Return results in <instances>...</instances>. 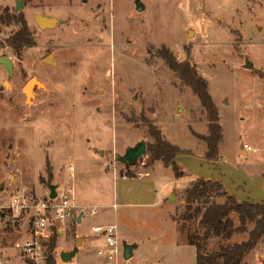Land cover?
Returning a JSON list of instances; mask_svg holds the SVG:
<instances>
[{
    "label": "rangeland",
    "instance_id": "rangeland-1",
    "mask_svg": "<svg viewBox=\"0 0 264 264\" xmlns=\"http://www.w3.org/2000/svg\"><path fill=\"white\" fill-rule=\"evenodd\" d=\"M16 1L0 0V15H20L32 44L15 54L7 38L20 24L0 22V57L13 64L8 76L0 63V264H29L15 243L29 237L32 210L24 206L15 213V207L49 197L50 185L77 203L62 230L53 228L44 241L47 251L55 239L54 263L59 252L76 246L75 237L88 236L91 242L72 260L102 264L91 230L100 221L97 225H117V264H195L187 230L196 229V222L180 217L188 185L180 193L182 202H167L169 190L182 186L172 183L178 178L171 167L161 162L142 181L111 177L149 170L148 153L134 166H125L122 156L129 146L152 142L151 123L181 149L175 161L192 176L228 179L245 195L257 188L262 166L256 156L264 154V0H21L19 11ZM35 14L61 22L39 28ZM49 54L50 63L43 60ZM163 54L189 64L206 81L218 108L221 159L206 158L203 140L192 134L206 132L207 120ZM31 77L42 86L26 98L22 87ZM244 144L261 150L250 151L246 159L238 154ZM138 189H145L153 203L133 205L121 215L123 202L138 201ZM82 212L85 219L76 230ZM231 217L237 225L236 215ZM252 226L248 222L247 229ZM246 238L247 232L227 240L211 237L204 247L208 252ZM123 244L135 245L128 259ZM242 264H264V239Z\"/></svg>",
    "mask_w": 264,
    "mask_h": 264
},
{
    "label": "trees",
    "instance_id": "trees-1",
    "mask_svg": "<svg viewBox=\"0 0 264 264\" xmlns=\"http://www.w3.org/2000/svg\"><path fill=\"white\" fill-rule=\"evenodd\" d=\"M5 21H15L20 24L19 28L7 38L9 47L18 54L22 48L32 44L31 32L20 15L15 16L5 12L0 15V22ZM162 56L168 67L178 74L198 98L207 120L208 131L206 135H197L193 130L191 132L205 142V157L217 158L222 130L218 108L209 94L206 81L197 76L194 68L189 64L175 62L166 54ZM147 132L152 138V142L145 143V154L148 153L147 164L152 165L155 160H161L165 166L171 167L176 178L181 177L183 171L175 161L181 149L165 140L161 131L151 123L147 124ZM51 171V166L46 160V173L49 176ZM217 198L223 200L217 201ZM183 202L181 219L184 222H196V229L187 230V243L195 247V264H242L244 256L259 240L264 239V201H238L219 181L198 177L185 188ZM232 213L237 217V225L233 222ZM248 222L253 223L250 229H247ZM243 232H247V238L241 242L220 243L214 250L208 252L205 250L204 242L211 237L227 240L233 234ZM54 247L55 239L51 238L47 244L49 264H54L52 255Z\"/></svg>",
    "mask_w": 264,
    "mask_h": 264
},
{
    "label": "built area",
    "instance_id": "built-area-1",
    "mask_svg": "<svg viewBox=\"0 0 264 264\" xmlns=\"http://www.w3.org/2000/svg\"><path fill=\"white\" fill-rule=\"evenodd\" d=\"M243 148L247 152L254 151L247 144H244ZM70 169L72 170V167ZM24 206H30L32 210V230L28 238L22 242H16L15 246L20 249L29 264H48L44 241L51 236L54 229L62 230L75 204L66 192L58 193L54 198L38 199L31 205H16L14 212L18 213ZM91 212H95V207L91 209ZM91 230L101 239V245L97 247L96 254L101 258L102 264H117L115 258L120 250V242L116 225H93ZM54 264H74V261L72 258L67 261L58 258Z\"/></svg>",
    "mask_w": 264,
    "mask_h": 264
},
{
    "label": "crops",
    "instance_id": "crops-1",
    "mask_svg": "<svg viewBox=\"0 0 264 264\" xmlns=\"http://www.w3.org/2000/svg\"><path fill=\"white\" fill-rule=\"evenodd\" d=\"M207 130V129H206ZM208 131V130H207ZM207 131L206 132H201V134H207ZM222 140V139H221ZM220 140V142H221ZM204 142V141H203ZM219 142V144H220ZM137 144V143H136ZM205 144V142H204ZM129 147H132V146H129ZM204 149L206 150V145L204 147ZM256 149L255 151L257 152H260V148L259 147H256L254 148ZM264 153V151H263ZM238 154L243 156L244 158L248 159L250 157L249 155V152H247L243 147H240L238 149ZM222 157V154L219 152L218 154V158L215 159V160H219L221 159ZM176 158V157H175ZM256 158H258L260 161H261V166H262V169L261 171H259L260 173V178H258L257 182V188L255 190H252L251 193H248L247 195L244 194V192H241L239 191L238 189H236V185H235V182H232L228 179H220V180H217L219 182H221V184L223 185V187L225 188V190L229 193V194H232L234 195V197L238 200V201H244V200H247V201H253V202H259V201H264V154L260 153V154H257ZM143 159V158H142ZM141 159V160H142ZM140 160V161H141ZM215 160H211V161H215ZM225 161V159H223V162ZM162 161L161 160H155L153 162V164L149 167V170L148 171H145L144 173L140 174L139 176H136V177H127V176H113L111 177L112 179H116L115 181H117L118 178H121V179H125V180H132V181H142L143 177L144 176H150L151 173L154 171V170H158V168H160V163ZM124 164V163H123ZM136 165V164H133V166ZM132 166V165H131ZM180 167V166H179ZM181 170L183 171V174L181 177H179L178 179H176V181H172V183H180L182 184L181 188H178L176 186H174L175 188H172L169 190V195L167 196V202L169 201H172L173 199H175V201H177L178 203L182 202V200L179 199L180 197V193L183 194V189L189 185V183L194 180L195 178H198L197 175H191L190 173H188V171H185L183 170L182 167H180ZM263 176V177H262ZM151 181H153V179H151ZM179 190V196L175 195V192ZM182 191V192H181ZM134 194L136 195L135 196V199L138 200V201H132V202H128V201H125L122 203V206L125 207V210L123 211V213L121 215H128L129 212H127V210L131 209V208H135V206L133 205H144V204H147V205H150L152 204L153 202L152 201V198H150V196L148 195V192L145 190V189H138L134 192ZM118 197V194L116 193L115 191V194H114V199H116ZM246 197V198H245ZM150 199V201H149ZM73 203H75V205H77L76 201H74V198H73ZM177 202H173V204H176ZM169 203H172V202H169ZM80 205V204H78ZM97 205V204H96ZM95 205V206H96ZM114 205V206H113ZM94 206V207H95ZM112 207L115 209L118 207V203H115L113 202L112 203ZM79 218V220H78ZM85 219V214L84 212L80 213L79 215H77V224H76V230L79 226V224ZM69 220V218H68ZM103 221V220H102ZM67 223V222H66ZM99 222H96L94 223L93 225H97L99 224ZM118 224H120V222H118ZM92 225V226H93ZM102 225V224H101ZM116 228H117V225H116ZM81 232V231H80ZM83 233V232H81ZM83 235H86L85 233H83ZM87 236V235H86ZM76 238V237H75ZM93 239L94 241H96L98 243L99 241V245L97 247H99L101 245V239L96 237V235L94 234L93 236ZM91 242V239H89V237L87 236V239L86 238H81V247L78 248L77 246V251L81 248H85V246ZM120 242V240H119ZM121 246V245H120ZM76 251V252H77Z\"/></svg>",
    "mask_w": 264,
    "mask_h": 264
},
{
    "label": "water",
    "instance_id": "water-1",
    "mask_svg": "<svg viewBox=\"0 0 264 264\" xmlns=\"http://www.w3.org/2000/svg\"><path fill=\"white\" fill-rule=\"evenodd\" d=\"M135 4L137 10H141L143 8L142 4L139 3L138 1H136ZM21 8H22L21 0H17L15 10L19 11L21 10ZM34 21L39 28H52L56 26L57 23L61 22V19H57L56 17L46 16L43 14H35ZM50 56H51L50 54L47 55L43 60L50 63ZM0 63H2V65L6 68L8 76H10L12 73V66H13L11 59L8 56H1ZM246 65L250 66V62H248ZM5 84L8 85V81H4V85ZM39 86H42L40 81H38L35 77L29 78L22 87V90L25 93L26 98H28L31 90L33 91L35 87H39ZM144 155H145V142L140 141L134 146L128 147V149L125 151V154L122 156L124 165L125 166L133 165L137 161H140L144 157ZM49 189H50L49 197L54 198L56 196L54 185H50ZM75 242H76V246L72 250L59 252V257L61 258V260L67 261L73 257V255L77 251V246L81 243V238L76 237ZM134 248H135L134 244H123L122 245L123 257L126 259L130 258L133 254L132 250Z\"/></svg>",
    "mask_w": 264,
    "mask_h": 264
},
{
    "label": "bare ground",
    "instance_id": "bare-ground-1",
    "mask_svg": "<svg viewBox=\"0 0 264 264\" xmlns=\"http://www.w3.org/2000/svg\"><path fill=\"white\" fill-rule=\"evenodd\" d=\"M28 88V87H27ZM27 88H26V90H27ZM29 95H32V90L30 91V94Z\"/></svg>",
    "mask_w": 264,
    "mask_h": 264
}]
</instances>
